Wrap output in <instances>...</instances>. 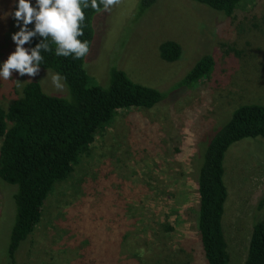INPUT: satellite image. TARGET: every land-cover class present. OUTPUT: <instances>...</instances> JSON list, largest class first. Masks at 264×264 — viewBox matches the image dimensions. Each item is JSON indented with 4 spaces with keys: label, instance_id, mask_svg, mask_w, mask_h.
<instances>
[{
    "label": "rangeland",
    "instance_id": "374dc122",
    "mask_svg": "<svg viewBox=\"0 0 264 264\" xmlns=\"http://www.w3.org/2000/svg\"><path fill=\"white\" fill-rule=\"evenodd\" d=\"M29 2L35 6L36 0ZM17 3L0 0V66L15 51L11 37L23 26L13 16ZM138 3L121 0L110 11L99 13L85 68L103 87L109 83L110 68L115 67L132 81L171 95L152 110L116 116L93 144V160L83 163L49 197L40 224L21 244L15 264H77L79 247L84 246L89 251L85 258L92 264L93 235L101 248L95 255L103 258L102 264H129L130 253L139 244L132 248L137 242L133 239L123 246V234L133 226L143 239L166 223L174 228L168 235L172 245L185 249L192 264H204L196 224L188 218L191 212L195 214L198 203L196 173L201 147L196 131L201 130L205 144L202 122L222 127L237 107L264 104V0H243L233 19L187 0H159L145 16L136 18ZM164 41L181 46L177 62L166 63L159 57ZM204 56L214 61L210 75L192 89L172 90ZM40 72L29 77L13 71L9 80L0 78V106L7 108L23 85L34 79L48 94H67L66 89L58 91L52 85L50 74L54 72ZM15 81L23 83L22 87L17 88ZM224 168L228 198L223 230L231 264H243L252 225L264 221V205L258 208L264 200V139H244L231 146ZM98 174L107 178L101 180ZM12 187L0 184V264L7 261L16 214ZM105 199V204L94 205ZM122 209H126L124 221ZM125 221V229L115 233ZM103 228L114 234L97 237ZM168 248L174 249L160 240L155 247H144V257L151 258L154 251L160 259L168 255Z\"/></svg>",
    "mask_w": 264,
    "mask_h": 264
},
{
    "label": "trees",
    "instance_id": "16d2710c",
    "mask_svg": "<svg viewBox=\"0 0 264 264\" xmlns=\"http://www.w3.org/2000/svg\"><path fill=\"white\" fill-rule=\"evenodd\" d=\"M158 1L139 0L138 6L136 5V18L145 16ZM187 1L206 6L226 18L233 19L243 0ZM84 12L83 36L79 39L87 40L92 51L96 24L101 14L91 8L85 9ZM27 28L33 30L34 23L29 24ZM41 40L37 35L23 46L31 50ZM50 47V52L41 51L44 59L40 70H49L66 77L63 82L67 94H48L41 82L34 79L23 85L21 94L13 99L7 108L0 106V184L3 182L13 186L11 194L16 208L6 264L16 263V254L21 244L30 238L40 224L45 204L55 189L69 182L83 163L93 160V144L97 137L114 123L116 116L121 112L152 110L171 95L169 92L136 83L124 71L115 67L110 68L108 72V85L100 86L85 68L87 56L81 59L56 56L55 45L50 43ZM181 56L182 48L177 42L164 41L160 44L159 57L162 61L172 64ZM87 62L88 59L86 64ZM213 67L211 56L202 57L172 90L194 88L210 75ZM40 70L38 73L41 74ZM230 116L221 128L202 122L203 127L206 126L203 132L204 139L207 140L205 144L201 130L196 131V139L201 147L196 173L198 203L195 214L191 212L188 218L196 224L199 253L204 264H231L223 230L228 198L224 182L225 155L231 146L244 139H264V104L241 105ZM98 175L100 177V174ZM104 178L107 177H100L101 180ZM97 179L98 177H94L93 180ZM112 189L113 187L111 191ZM106 200L94 205L105 204ZM263 205L264 200H261L258 208L262 209ZM124 210L126 211L122 209L121 212L123 221L127 217L123 214ZM103 218L102 216L100 221ZM125 227L126 221L119 223L118 229L114 231L120 232ZM160 227L161 229L143 236L142 239L140 232L138 233L139 229L136 231L137 228L132 226V231L123 234L121 244L124 246L136 239L137 242L132 243V248L139 244L138 248L142 245L148 250L150 245L155 247L163 240L165 245L174 249H166L168 255L164 254L159 259L154 251L151 258H146L144 247L135 248V251L130 253L129 264H192V256L185 249L172 245L168 235L174 231L173 226L166 223ZM74 229L77 234L76 228ZM97 229L98 227H95L94 230ZM102 231L97 237L103 239L114 234L106 228ZM93 237L92 264H102L103 258L95 255V251L101 248L97 247L98 242L94 241ZM75 240L79 244L78 234ZM79 248L81 254L77 264H90L85 258L86 253H89L86 246ZM243 264H264V221L258 220L252 225Z\"/></svg>",
    "mask_w": 264,
    "mask_h": 264
},
{
    "label": "clouds",
    "instance_id": "9594fccd",
    "mask_svg": "<svg viewBox=\"0 0 264 264\" xmlns=\"http://www.w3.org/2000/svg\"><path fill=\"white\" fill-rule=\"evenodd\" d=\"M121 0H36L32 6L29 0H18L14 19L22 21L23 26L12 37L16 44L15 51L0 66V78L9 80L13 71L19 75L34 77L40 70L44 57L41 51L50 52V43L55 45V55L62 57L72 56L81 59L89 53L87 40L81 41L85 21V9L91 8L99 13L108 12ZM34 23V29L28 30L27 26ZM42 38L41 42L31 50L23 47L35 36ZM51 83L58 91H64L66 77L59 73L50 74ZM17 88L23 83L15 81Z\"/></svg>",
    "mask_w": 264,
    "mask_h": 264
}]
</instances>
